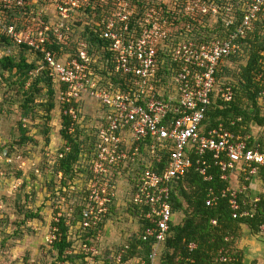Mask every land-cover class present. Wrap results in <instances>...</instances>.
<instances>
[{
	"label": "built area",
	"instance_id": "built-area-1",
	"mask_svg": "<svg viewBox=\"0 0 264 264\" xmlns=\"http://www.w3.org/2000/svg\"><path fill=\"white\" fill-rule=\"evenodd\" d=\"M47 1L52 14L24 12L23 18L26 15L27 18L17 29L15 22H5L7 12L17 8L24 10L33 3L37 5V0H0V35L15 46L28 47L40 57L39 68H48L49 78L56 88L58 124L61 118L69 121L68 133L76 126L84 128L83 111L87 99L99 103L104 111V116L92 127L95 129L93 151L90 164L85 168L86 187L80 195L81 219L76 224L80 242L78 246L74 243L65 255L84 256L82 264H104L100 248L102 235L98 228L105 227L111 215L118 197V180L134 174L138 165L144 168L138 173V184L130 186V202L139 209L146 223L141 239L146 242L154 239L153 248L147 258H134L123 263V255L129 248L125 245L120 251L111 253L112 264H159L160 244L167 237L173 219L170 191L193 164L204 182L212 180L207 174L212 165L221 173V180L230 183L218 192L210 188L206 207H214L221 197H226L232 217H251L260 198L251 195L250 181L260 169L264 173V150L256 141L254 147L249 148V135H234L222 124L206 129L202 123L212 104L211 98H218L223 103L233 101V86L221 83L216 73L227 58L241 54L243 40L264 11V0H235L240 5L238 12H241L238 22H235L237 10L230 4L232 0H149L140 15L132 0ZM95 1L105 4L100 20L93 25L99 30V38L109 42L111 61L99 62L98 54L90 52L91 43L79 34V27L73 28L74 16ZM186 16L192 24L181 21ZM203 17L207 19L204 23ZM219 20L226 27H233L223 38L202 43L187 40L182 34L176 40L170 38L181 30L190 33L193 23L213 29ZM69 42L74 43L71 53L58 56L50 49L53 43L68 45ZM7 52L1 51L0 59L9 57L10 51ZM160 53L166 54L162 61H159ZM164 62L172 72V86L168 91L165 86H157L164 77L157 73L159 63ZM108 65L112 69L103 75L101 68ZM259 101H264V88L259 93ZM52 154L62 157L56 150ZM164 154H167L165 160ZM9 155L6 150L1 152L0 164L17 165L22 171L25 160ZM153 161L158 165L155 168ZM31 169L36 175L40 174L33 164ZM56 178L59 183L62 174L58 173ZM233 178L237 188L232 184ZM21 184L20 179L16 180L12 188L17 190ZM68 190L62 189L64 193ZM244 193H247V199L240 203L239 195ZM62 202L63 198L57 203ZM242 206H248L250 210H241ZM57 208L46 237L51 247L62 240L57 225L61 217L65 218L69 235H73L74 229L75 207L70 204ZM211 224L216 225V221L212 220ZM90 233V238L85 239L84 235ZM258 235L264 239V224ZM75 238L72 236L73 241ZM217 261L234 263L236 258L221 249Z\"/></svg>",
	"mask_w": 264,
	"mask_h": 264
},
{
	"label": "trees",
	"instance_id": "trees-1",
	"mask_svg": "<svg viewBox=\"0 0 264 264\" xmlns=\"http://www.w3.org/2000/svg\"><path fill=\"white\" fill-rule=\"evenodd\" d=\"M132 1V4L137 5V13L140 15L143 7L149 0ZM230 4L237 10L235 13V22H238L241 16V12H238L240 5L235 0H232ZM104 8V3L101 4V2L99 3L98 1L92 2L90 6L80 11L83 15L85 14V20L83 21L82 18H79V21L76 22L75 27H73L77 29V27L83 25V30L79 32V34L83 39L91 43L90 49L92 50H90V52L98 54L99 62H102L104 59L111 61L112 56V53L108 50L109 42L99 38V30L93 25V22L100 20ZM30 10V6L26 9L24 8V10L17 8L8 11L7 14L10 17L11 14L16 12L18 15L21 14L22 17H24V12L29 13ZM9 17L7 23H13L12 21H8ZM25 18H27V15ZM180 18L181 17L178 18V21ZM206 20L207 19L203 17L202 23ZM181 21L192 24L187 16L185 20L182 19ZM86 22L89 23L86 25ZM17 23L19 22L14 23L16 28H21L22 25ZM213 29L193 23L190 33H185L181 30L180 32L173 33L170 38L176 40L180 34H182L187 40L202 43L214 38H223L233 27H226L219 20ZM72 38L71 36V39ZM0 42L13 45L4 35H0ZM73 44L70 42L68 45L53 43L50 49L55 51L58 56H62L65 53L74 51ZM16 47L19 48L18 57H3L0 59L1 71L13 74L14 77L17 78L14 84L17 85L19 91L23 95L21 108L22 117L28 118L34 109L40 108V110L44 111L46 116L45 120L47 124L45 133H48V129L50 128L48 124L53 122V112L58 107L56 101V88L49 78L48 68L43 70L39 68L40 65L37 61L40 57L35 56L26 46ZM99 50L100 52H98ZM25 53L34 55L35 60L29 61ZM162 58H166L165 53L159 54V61H162ZM233 64L237 65L236 70L231 69V65ZM111 69L112 67L110 65L103 66L101 72L103 75H107L108 70L111 71ZM217 71L216 78L218 80L221 79V77H225L230 81L226 83L225 86H230L229 84L233 83L234 98L230 103H223L218 98H211L212 104L207 108L202 125L206 129H211L218 124H222L226 130L231 131L234 135H240L242 137L249 135L250 140L248 141V146L252 148L255 145L254 140L251 138L252 127L264 126V114L258 105L259 93L264 88V11L258 15L257 21L253 24L252 31L249 32L246 39L243 40L241 54L238 57L231 56L227 58L218 67ZM30 72H34V75H30ZM157 73L162 77L164 76L157 82V86L166 87L167 82L172 86L171 77H168L172 72L169 67H167V62L163 64L159 63V70ZM164 74L168 76L165 77ZM260 75L262 76L258 79ZM113 82L115 85H118L117 81L113 80ZM43 86L46 88L43 100L40 101V103H36ZM23 121L25 120L23 119ZM60 124L61 129L59 131V138L62 140V145L57 147L56 151L62 154V157L59 158L57 154L48 155L49 153L47 150H45L43 154L44 160H47V164L43 163V167L48 173H51L53 178L52 180L50 179L49 182L53 184L55 182L57 186V190L53 191V196L56 197V201L52 200L53 205L55 204L53 211L54 215L59 210L56 204L59 200L57 193H63L62 189H69L67 181L71 182L75 180L78 173L86 172L85 168L89 166L91 161L90 156L93 151L92 139L94 137L93 135L92 138H90L91 142L89 143L87 138H83L84 129L78 126H76L72 133H68L67 128L69 121L65 118H61ZM24 127L25 124L22 125L20 122L19 129L22 134L20 143L33 142V138L26 135L28 131ZM91 132L94 134L95 129L93 128ZM66 148H69V150L66 151ZM0 149V153L5 150L8 151L1 147ZM261 149L264 150V148ZM8 154L13 155L11 152H8ZM163 157L165 160L167 154H164ZM152 165L153 168L158 166L155 161H153ZM37 168L39 171L43 169L40 165H37ZM142 168H144V166H141L140 169ZM17 172L21 173V175L23 174L21 170H17ZM139 172L140 170L137 169L134 174H127L125 178L129 182L131 181L134 183L133 185H137ZM58 173L62 174V179L59 183L56 178ZM32 174L37 176L34 171ZM207 174L212 176L210 182L203 181V177L197 172L196 166L193 164V166L188 169L185 176L172 186L170 191L171 210L173 216L179 212L183 215V219L177 224L173 222L170 223L168 235L160 244V249L158 251L157 261L159 264H245L243 250L241 251L238 246L243 228L249 230L254 237L257 236L261 240H264L258 235L260 226L264 224V190L263 193L258 195L260 202L251 217L234 218L232 217L233 213L226 197H221L216 206L206 207L205 199L210 188L218 192L230 186L229 181L221 180V173L216 167L211 165ZM258 177L261 178L264 189V173L261 169L258 172ZM16 180H19V178ZM246 196L247 193L239 195L240 203ZM131 205L138 214L140 231L137 234L131 235L127 239L126 244H123L115 250L116 252L120 251L125 245H128L129 248L123 255V263L134 258H147L154 244V239H150L147 242L142 241L141 235L146 223L143 221L139 209L132 203ZM74 207L75 216L73 217L72 226L75 229L77 222L81 219L82 201L80 200V203ZM241 210H250V207L242 206ZM112 211L111 214L113 213ZM26 218H35V215H29ZM212 220L216 221V225L211 224ZM57 225L62 232V240L54 243L53 247L57 251L59 261H67L70 263L75 260L81 261L82 263L84 261V256L80 254L65 255V252L73 247L75 243L71 235H69V227L65 224V218L61 217ZM103 227L104 225L99 226L98 229L100 233L103 232ZM91 235V233L88 235L85 234L84 237L87 239L90 238ZM85 239L83 238V240ZM191 244L194 245L192 249L189 248ZM221 249H224L227 255L236 258V262H218L217 253ZM102 254L104 264L113 263L112 254H109L108 250H105ZM250 264H258V261L254 260ZM262 264H264V261Z\"/></svg>",
	"mask_w": 264,
	"mask_h": 264
},
{
	"label": "rangeland",
	"instance_id": "rangeland-1",
	"mask_svg": "<svg viewBox=\"0 0 264 264\" xmlns=\"http://www.w3.org/2000/svg\"><path fill=\"white\" fill-rule=\"evenodd\" d=\"M30 9L33 12L40 11L47 14H52L53 12H51L47 0H37V5L33 3ZM8 17L9 15L5 19L6 23ZM79 18L84 21L86 18L85 14L77 13L74 16V25L79 21ZM24 19L21 14L18 15L15 12L10 15L8 21L19 22L17 24L21 25ZM82 29L83 25L79 27L78 31L80 32ZM1 51H10L9 57H18L19 54L18 47L2 42H0ZM25 55L29 61L35 60V56L32 54L25 53ZM231 69L236 70L237 65H231ZM169 77H171V74H169ZM16 79L13 74L1 71L0 66V147L7 149L13 155L21 156L26 162V166L22 169V175L17 172L18 166L16 164V166L0 164V172L2 173L0 175V264H61L62 261H59L56 249L49 246L46 242L48 227L55 208L52 200L56 201L53 191L57 190V186L55 182L54 184L49 182L50 179H53L52 175L43 167V163L47 164V160L45 161L43 158L45 150L51 155L57 147L62 145V140L59 138V112L58 108L53 112V122L48 124L50 126L48 133H45L46 116L40 108L34 109L28 118H23L21 110L23 95L17 85L14 84ZM219 80L224 84L230 82L225 77H221ZM229 85L233 86V83ZM45 89L43 86L36 103H40L43 100ZM170 89V84L166 83V91ZM98 105L100 104L90 99H87L86 103H84L83 129L85 132L83 133V138H87L89 143L91 142L90 138L93 136L92 127L98 124L97 120L100 119L99 117L104 116L103 108ZM20 122L22 125L25 124L24 128L28 131L26 135L32 137L33 142L20 143L22 138L21 130L19 129ZM32 164L36 167L40 165L43 168L39 175L34 176L32 174ZM137 169L141 170L139 165ZM85 176L86 172L78 173L75 180L67 181L69 191L57 193L60 201L61 198L64 199L62 204L55 202L57 206L65 208L66 205L72 204V206H75L80 203V195L86 187ZM18 178L22 179L20 181L23 184L17 190H14L12 185ZM253 178L254 184L258 186V182L262 185L258 174ZM232 182L233 186L237 188L234 178ZM133 184L125 177L118 180L119 191L113 207V213L109 216L101 233L100 248L103 252L108 250L109 254L112 253L123 244H126L127 239L131 235L140 231L138 214L134 211L135 209L130 202L129 191L130 186L132 187ZM252 193L253 191H251L253 196ZM29 215H35V218H26ZM181 219H183V215L177 212L173 216L172 222L177 224L181 222ZM243 229L238 243L239 249L243 250L246 260V257L250 255V259L253 258L258 261V264H262L264 259L261 255L264 254V240L256 239L259 237H254L249 230ZM72 234V236L76 237L74 242L78 246L80 239L77 238L79 236L77 226L72 230ZM243 242L246 244L244 245ZM255 246L260 247L259 251L257 249L255 251L252 250ZM253 259L252 261H254ZM69 264L82 263L81 261L73 260Z\"/></svg>",
	"mask_w": 264,
	"mask_h": 264
},
{
	"label": "crops",
	"instance_id": "crops-1",
	"mask_svg": "<svg viewBox=\"0 0 264 264\" xmlns=\"http://www.w3.org/2000/svg\"><path fill=\"white\" fill-rule=\"evenodd\" d=\"M258 105L260 106V108H261V111H262V113L264 114V101H259V103H258ZM251 138L254 140V141H256V142H260L259 144L261 145V148H264V126L263 127H258V126H255V127H252V134H251ZM261 141H262V143H261ZM256 177V176H255ZM257 181V180H256ZM235 183V182H234ZM257 184H258V186L256 185V184H254V178L252 177L251 178V181H250V185H251V191H253V196H258L259 194H261V193H263V187H262V185H260V183H258L257 182ZM244 230V229H243ZM260 239V238H259ZM244 243V242H243ZM246 243H244V245H245ZM241 245H242V243H241ZM258 250L259 251V249H260V247L259 246H255L254 247V249H252L253 251H255V250ZM259 255V254H258ZM250 256V255H249ZM246 257L247 258V260L245 259V257H244V263L245 264H250L251 262H252V259H250V257ZM262 257H263V259H264V254L263 255H261ZM254 260V259H253ZM262 262V261H261Z\"/></svg>",
	"mask_w": 264,
	"mask_h": 264
}]
</instances>
